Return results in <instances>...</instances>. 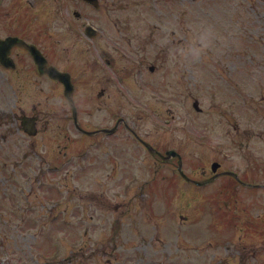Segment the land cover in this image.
<instances>
[{"label": "rangeland", "instance_id": "374dc122", "mask_svg": "<svg viewBox=\"0 0 264 264\" xmlns=\"http://www.w3.org/2000/svg\"><path fill=\"white\" fill-rule=\"evenodd\" d=\"M61 1L71 12L84 7ZM24 4L0 0V30L25 24L64 65L71 53L56 31V9L48 15L40 6L32 15ZM101 9L108 25L101 13L88 17L105 36L77 46L122 87L108 86L100 99L99 87L77 86L78 98L94 103L82 120L99 125L95 109H115V98L144 139L181 152L190 176L205 178L219 161L249 185L224 175L192 184L141 147L135 160L116 154L118 136L136 145L126 128L82 137L65 120L71 112L60 106L58 83L27 62L9 81L0 66V264H264V0H102ZM105 42L124 53L110 55L107 66ZM151 63L158 65L152 74ZM35 106L49 120L30 136L17 114ZM134 171L138 180L125 193L122 182Z\"/></svg>", "mask_w": 264, "mask_h": 264}, {"label": "flooded vegetation", "instance_id": "af4514ba", "mask_svg": "<svg viewBox=\"0 0 264 264\" xmlns=\"http://www.w3.org/2000/svg\"><path fill=\"white\" fill-rule=\"evenodd\" d=\"M58 1L60 2V7H57L56 4L58 3ZM80 2H82V4L84 5V7L82 8V11H78V10H72V12L70 11L69 3H62L61 0H25V8L28 9L30 8L31 10H29L32 15L37 14V12L35 10L40 11L38 8L40 6H43V12H44V8L48 11V15L52 12V9H56V14L59 16L58 18V22L56 25V31L59 32H64L63 35H65L66 41L68 43V45H66V49L71 53V57L67 56L65 61H64V65H61L59 63V57L60 54L57 53L56 51L53 52V57L51 58L49 56V54L46 52L45 48L42 46L41 43L38 42V40H35V36L36 33L34 32H24L26 31V27L25 24L23 25V27L21 28V30H13L9 25L8 29H3L0 30V37L3 38H7V37H19L21 39H23V41L25 40L28 43H32L40 49V51L42 52V54L45 57L46 60V64L47 66H54L56 67L57 70L63 72V73H67L70 76V80L72 81L73 85H74V92H73V98H74V103L76 105L77 108V118L79 121V124L87 129V125L88 123L91 122L90 118H86L85 120H82V115L83 113L91 116V111L90 108L92 107V105L94 103H90L88 100V97L86 96H82L80 98H78V96L76 95V87L80 86H85V85H90L92 87H99L98 89V98H102V96H104L105 90L107 89L108 86H110V88H116L118 85L117 79L116 78V73L114 74V72L112 71V73L108 70H106V68H103L104 66L100 63V65L98 66L95 62H96V58L94 57V55H92L90 58L95 60V64L92 63L89 59H87V54L84 56V49L83 46L80 44L79 46H77V44L81 41L85 42V46L88 48L87 44L89 42H93V44L95 43V40L98 38H103L105 36V27H101L99 26V24L97 23H92V18H89V15H92L91 17L96 18L95 15H98V13H101L100 11L102 10V0H99V8H96L92 3L87 2L85 0H80ZM71 5H73L74 3H70ZM116 4H112V7L115 6ZM52 6V7H51ZM51 7V8H50ZM25 9V10H26ZM105 10H107V7L105 8ZM27 13H29L28 11H26ZM94 14V15H93ZM102 19L104 20V22L102 23L100 21V23L102 24H106L108 25V19L105 18V15L103 13L99 14ZM76 17V19L80 20V23H78V25H75L74 22V18ZM101 19V20H102ZM50 20V19H49ZM52 21V20H51ZM120 21V19H119ZM49 23V21H48ZM94 24V25H93ZM1 25V24H0ZM60 27V28H59ZM107 30V28H106ZM81 38L82 40H79V38ZM64 38V37H63ZM70 44V45H69ZM95 45V44H94ZM120 45V44H119ZM117 43L115 44H108V42H105L104 46H101V52H100V58L101 57H105V59L101 58L104 65L107 66L108 64V58L112 59V57H110V55L112 54H117V56H122L121 54H124L123 52H121L120 46ZM83 49V50H82ZM82 51V54L80 55ZM9 52V56L11 57V61L10 66H3L0 63V66L3 67L4 69H6L7 73L9 74L8 79L10 81V79L12 78L13 81L16 82V80L13 79V76H15V74L19 75V72H21L20 67H26L25 63H30L33 64L31 65L32 69H33V73H37L39 76H46V79H48V81H51L53 83H58V85L61 86L62 88V92L64 94V98L65 101L64 104H61L60 106H62L63 108H67L66 106L68 105V107L70 108L71 115H65V120H67L68 122H70L72 124L73 127H75V115L73 112V108L70 104V102L68 101V98L65 95V84L63 81H61V79L59 78V76L53 77L50 76L47 71L46 72H41L40 68L37 66L36 61L34 60V57L31 53V51H29V49L24 46V45H20V44H14L11 48ZM121 53V54H120ZM132 53H134V51H132ZM76 55V60H71L70 58H72V56L74 55L75 57ZM131 58V57H130ZM133 58V57H132ZM32 63H31V61ZM114 61V59H112ZM131 62H133V60H131ZM90 64V65H89ZM89 66V67H88ZM93 66V67H92ZM91 67V68H90ZM85 68L88 69H92L93 73H90V75H85ZM28 70V68H26ZM27 70L24 69V71L26 72ZM23 71V70H22ZM26 74H28V72H26ZM37 79H31V84H33L34 86L36 85ZM22 87V86H21ZM25 87V86H24ZM107 95V94H106ZM110 95V94H109ZM89 98H92V95H89ZM109 99H111L109 97ZM114 100L111 101V103H113V105L117 106V101L115 98H113ZM107 104L105 105L102 104V106L96 108L95 110L98 111V119L96 121L100 122L101 124L103 123V125H97L95 126L93 129H97V128H101L102 127H106L108 126L107 124H104L107 122V120L110 118L111 120H114V125L118 124V129L116 132H114L113 134L119 135L122 134V130L121 128L123 127V125L127 124V118L123 117V115L117 113L116 109H112L110 108V112H107ZM35 111L33 113L27 114L24 111L21 110L20 115L17 114V117L19 120H23V118H25V116H34L35 117V121H36V126L39 128H41V123H43L45 120H49L48 119V115L45 113L44 110H39L36 108L35 106ZM114 110V111H112ZM68 111V108H67ZM66 111V112H67ZM68 113V112H67ZM52 117V114L50 115ZM62 116V115H61ZM60 117V116H59ZM62 120V117H60ZM84 136L86 137H92V136H104L106 135V133L104 132H99L96 133L94 135H89L86 134L84 132H81ZM133 139L135 138V140H137V142H139L141 145H135V146H123V139L121 136H118L117 138V143L118 145H116V147L118 148L116 152V154H122V153H131V154H135L136 152H139V147L142 148L143 151L148 152L146 150V146L144 145L145 140L144 138L139 135L136 131L131 130ZM104 134V135H103ZM83 136V137H84ZM143 139V140H142ZM115 141V143H116ZM147 141V140H146ZM144 142V143H143ZM162 144L164 145L165 142H162ZM152 145L154 146V148L156 149V151H161V152H165L168 149H161L157 146H155L153 143ZM115 147V148H116ZM180 152V151H178ZM181 153V152H180ZM150 155L155 159L156 162H159L161 160L160 157L156 154V153H151ZM119 156V155H118ZM178 158V157H177ZM176 157L172 158L169 160V162H163L166 164H172L176 169L178 168V164H177V159ZM162 162V161H161ZM116 164L118 166L121 167L122 163L116 161ZM222 166V164H221ZM219 166V168H217L216 171H214L211 167V172L208 174L206 172V169L203 170V174H206L205 177H210L212 175L218 174V173H222L224 172L226 169H224L223 167ZM224 176H229V175H224ZM231 177V176H230ZM185 180V179H184ZM236 181L242 183L244 182L242 179H235ZM187 181V180H186ZM191 182V181H189ZM192 184H194L193 182H191ZM247 183V182H246ZM263 186V184H261Z\"/></svg>", "mask_w": 264, "mask_h": 264}, {"label": "water", "instance_id": "95a60500", "mask_svg": "<svg viewBox=\"0 0 264 264\" xmlns=\"http://www.w3.org/2000/svg\"><path fill=\"white\" fill-rule=\"evenodd\" d=\"M11 41H13V39H9V41L8 40H1L0 39V60L2 61V62H4L5 61V57H3V56H5L6 55V53L4 52L5 50H4V47H7V43L8 42H11ZM8 48V47H7ZM38 55H40L39 53H36L35 51H34V56H35V58H36V61L39 63V66L41 67V68H43V64L41 63V62H39V60H40V58H39V56ZM54 70V68H47L46 69V71H48L50 74H54L55 73V71H53ZM29 132H30V130L31 129H29V128H26ZM208 180H205V181H198V183L199 184H202V183H205V182H207Z\"/></svg>", "mask_w": 264, "mask_h": 264}]
</instances>
